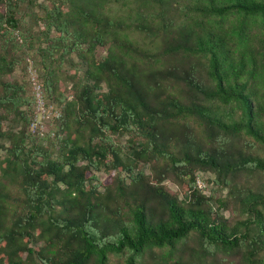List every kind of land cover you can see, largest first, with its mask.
<instances>
[{"label": "trees", "instance_id": "obj_1", "mask_svg": "<svg viewBox=\"0 0 264 264\" xmlns=\"http://www.w3.org/2000/svg\"><path fill=\"white\" fill-rule=\"evenodd\" d=\"M0 4V264H264V0H62L42 17L33 0ZM22 50L61 105L55 123L71 136L57 153L26 134L32 98L2 79ZM64 65L69 100L55 92ZM9 119L24 128L3 131ZM90 169L114 172L100 195ZM199 171L225 199L193 188Z\"/></svg>", "mask_w": 264, "mask_h": 264}, {"label": "rangeland", "instance_id": "obj_2", "mask_svg": "<svg viewBox=\"0 0 264 264\" xmlns=\"http://www.w3.org/2000/svg\"><path fill=\"white\" fill-rule=\"evenodd\" d=\"M35 4L38 6L35 8V11L39 17H42L44 15L45 10L49 11L52 9L55 5L57 6L60 1L62 0H33ZM4 5L0 4V13H3L4 11ZM27 11L25 10L24 5L20 7V12L16 16L17 18L21 16L25 22L28 21V15ZM104 11L106 14L110 16H116L123 19V21H128V16L132 17V14H129L119 9L117 5L110 4L106 5L104 7ZM26 12V14H25ZM26 15V16H25ZM34 30H42V23L41 21L38 22V24L33 28ZM13 36H16L15 33H13ZM128 38L131 41H136L140 43V45H143L144 41L138 34L134 33H128ZM145 46L147 45V42H145ZM12 55L19 60V63L15 65L12 73L10 75L2 76V79L9 82H16L17 84H20L24 87V95L26 97L32 98V104L30 106L29 110V123L27 127H25L24 131L27 135H29L32 140L34 139L37 143H40L42 147L48 148L51 153H57L59 144L57 143V138L64 139L68 135V131H65L64 129H59L58 126L55 123V120L59 117L60 107L61 105L58 103H49V100L47 98V95L43 91L42 85H41V69L39 66V58L34 55L31 52H25L22 50L21 52L12 53ZM105 55V49L103 48H97L94 54V57L96 60H99L101 57ZM72 62L76 63V59L74 57H71ZM75 68L69 67V66H63V68L57 72V79L59 81L58 86L56 88V93L63 94L64 96L68 97L67 100L70 99L71 95V85L69 81L66 79H71V77H74ZM31 78H34V82H36V86L39 88V98L40 100H37L35 97L36 94V86H33ZM104 87L101 86L100 90L98 92H103ZM55 96V94H54ZM25 107H22V110H24ZM21 122L13 121L12 119H9L8 121L2 122V130L3 131H13L14 133L19 132L22 128ZM129 137L126 135L118 134L115 137H113V142L116 145V147L122 152V154L129 153ZM8 142L6 140H0V146L6 147L8 146ZM4 158V151L0 150V160ZM150 164H138L136 166V169L134 172H140L145 177H150L151 180L153 178V175L151 176L149 171ZM197 173H200L202 176V179L206 185L205 191L206 193L204 196L212 195L213 199H225L226 197V189L223 188H216L213 185L214 175L209 172H202L199 171ZM120 175L122 177H126L125 172H120ZM87 176H92L94 180L87 181L86 185H95L96 186V193L101 194L103 191V186H108L111 182L112 177L114 176V172H111L107 169H98L93 170L90 169L87 172ZM150 180V181H151ZM127 183V181H125ZM152 183L156 181H151ZM162 185L166 188V190L174 195L177 196L178 199L183 198L185 195V190L182 185H179V182L170 174H168L163 180ZM210 204L214 207L213 200L210 201ZM220 214L223 219L230 221L232 218V214L230 210H220ZM191 245V244H189ZM112 264H117L115 259L112 258Z\"/></svg>", "mask_w": 264, "mask_h": 264}, {"label": "built area", "instance_id": "obj_3", "mask_svg": "<svg viewBox=\"0 0 264 264\" xmlns=\"http://www.w3.org/2000/svg\"><path fill=\"white\" fill-rule=\"evenodd\" d=\"M31 81H32L33 86H36V82H34V78H31ZM35 89H36L35 97L37 98V100H40L38 86H36ZM205 187H206V185H205V183H204V181L202 179L201 174L200 173H196L195 174V179H194V182H193V188L199 190L201 192V194L204 195L206 193Z\"/></svg>", "mask_w": 264, "mask_h": 264}]
</instances>
